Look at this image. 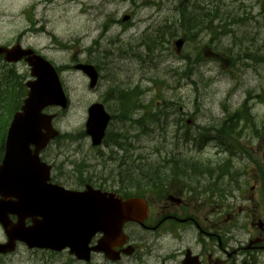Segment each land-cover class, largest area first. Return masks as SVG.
<instances>
[{"label":"rangeland","instance_id":"1","mask_svg":"<svg viewBox=\"0 0 264 264\" xmlns=\"http://www.w3.org/2000/svg\"><path fill=\"white\" fill-rule=\"evenodd\" d=\"M263 1L0 0V46L19 42L56 68H66L59 76L69 107L64 111L45 109V113L57 115L53 126L60 136L40 154L41 160L53 166L55 183L71 190L89 184L109 191L117 186L119 176L128 182L133 172L138 175L144 166L153 165L159 173L150 178L152 183L167 168L184 169L179 164L181 158L192 159L186 170L192 175L191 170H201L202 161L212 158L214 149L215 154L218 150L213 149L209 142H214L210 140L199 153L201 148H189L192 142L186 138H204L206 133L199 134L202 128L221 124L231 131V144L237 142V148L249 140H264ZM182 2L189 7L199 4L203 13L212 14L207 22L210 30L201 27L194 38L191 35L193 40L184 36L178 29L182 26ZM124 15L130 19L123 23ZM171 28L175 29V37L154 54L137 47L144 33ZM179 38L185 44L176 54L173 41ZM77 63L95 66L100 75L95 89H89L88 80L72 70ZM13 77L24 85L30 79L27 65H6L0 60V95L4 98L12 89V82L6 80ZM113 89L133 97L134 103L125 107V115ZM95 103H102L112 116L107 140L98 149L91 147L84 134L87 108ZM242 105L248 109L250 124L244 125L241 120L236 130L232 129L225 121ZM5 108L0 101V130L7 125L3 119ZM141 118L143 130L136 123ZM247 126L254 130L242 132L241 128ZM179 127V133L174 134ZM66 134L73 137L63 138ZM117 136L120 144L114 146ZM170 136L179 144L175 148L179 146L176 151L180 158L175 156L167 166L159 152H167L175 144L168 141ZM234 146L232 151L236 153ZM1 156L2 153L0 160ZM227 162H231L233 172H239L244 164L236 157ZM138 192L131 188V193ZM5 240L0 226V243ZM0 264L80 263L69 259L66 252L28 250L19 244L14 253L1 257ZM90 264L102 261L95 257ZM118 264L129 263L122 260Z\"/></svg>","mask_w":264,"mask_h":264},{"label":"water","instance_id":"2","mask_svg":"<svg viewBox=\"0 0 264 264\" xmlns=\"http://www.w3.org/2000/svg\"><path fill=\"white\" fill-rule=\"evenodd\" d=\"M124 16L122 22L129 20ZM184 44L174 42L176 53ZM6 63L24 60L33 80L20 110L13 114L7 131L4 155L0 162V226L6 242L0 243V257L13 253L17 243L28 249L62 252L77 260L89 262L92 252H103L120 239H126L122 227L126 222L141 224L147 215L141 199L122 201L111 193L86 186L83 191H69L50 181V166L41 162L39 153L58 136L53 128L54 115H46L47 107L66 110L68 99L55 68L30 49L19 44L11 48L0 46V56ZM94 87L98 74L92 65L77 64ZM85 134L91 146L101 144L110 116L98 104L88 108ZM16 218L15 221L10 219ZM29 220L30 224H26ZM103 236L90 247L93 238ZM117 260V258H112Z\"/></svg>","mask_w":264,"mask_h":264},{"label":"flooded vegetation","instance_id":"3","mask_svg":"<svg viewBox=\"0 0 264 264\" xmlns=\"http://www.w3.org/2000/svg\"><path fill=\"white\" fill-rule=\"evenodd\" d=\"M219 128H202L199 134ZM249 129L254 130L247 126L241 131ZM261 140H249L241 148L235 147L234 142L233 146L240 150L238 156L244 160L239 172L227 167L228 150L220 141H213L218 153L209 158L207 169L198 173L191 170L193 174L188 175L190 160L181 158L183 171L167 168L158 179L156 191L133 194L131 183L122 176L116 178V187L102 190L122 201L143 199L147 217L142 224H124L127 239L115 242L108 249V257L96 252L91 260L96 257L102 264H118L122 260L129 264H264V140ZM203 149L204 146L199 153ZM235 155L231 152V156ZM52 182L55 183L53 178ZM101 236H96L91 247ZM69 259L82 264L72 256Z\"/></svg>","mask_w":264,"mask_h":264},{"label":"trees","instance_id":"4","mask_svg":"<svg viewBox=\"0 0 264 264\" xmlns=\"http://www.w3.org/2000/svg\"><path fill=\"white\" fill-rule=\"evenodd\" d=\"M183 3L184 2H182L179 5L181 16H182L180 19L182 26L179 25L178 27V29L182 31L183 35L188 38H190L192 35L194 38L196 33L200 30L201 27H204L205 29L210 30V26L207 24V22L209 21V17L212 14L200 12L199 4L194 3L191 7H189L188 5L183 4ZM263 7H264V2L262 3V8ZM262 11L264 15V8L262 9ZM174 30H175L174 28H171V29H167V30L160 32V30L158 29L155 32L151 31L149 33H144L140 37L139 44L137 45V47L144 48L145 51L149 54H154L156 51H159L162 48H164L165 42H168L170 39L175 37ZM193 38H190V39L193 40ZM130 50L133 51L132 47H130ZM187 60L189 62L188 57H187ZM13 79L14 80H10V79L6 80L7 82L11 81L12 86L14 87L13 95L10 96V98L8 99L6 103V114L8 115L17 109V106L20 103V99L24 95L23 83L18 81L17 77H13ZM117 93H119L118 95H120V93H123V92L120 91ZM117 101L120 102L121 112L123 114H126L127 111H124V108H125V104L127 101L125 100V103L123 102V100L117 99ZM241 120L244 121V125L250 124L249 112L245 105H242L238 110H236L233 114H231L228 117L227 121H225V123L228 124L230 128H237L238 122ZM143 121H144V118H141L140 120L136 121V123H138L139 127H144ZM6 128H7V125L1 130L2 143L4 141V137L6 134ZM63 138L70 139L72 138V136L67 134V135H64ZM119 140H120L119 136L114 138L112 145L114 146L119 145L120 144ZM152 166L153 165H146L139 171L138 175H135V172H133L132 175L128 178L129 180L128 182L131 183V185L133 186L135 190H140V192H146L147 190L157 189L158 181L156 180L150 183L149 180L150 178L154 177L155 175L159 173V168L157 166L155 168ZM140 176L142 177L138 178ZM144 180H146L147 182Z\"/></svg>","mask_w":264,"mask_h":264},{"label":"bare ground","instance_id":"5","mask_svg":"<svg viewBox=\"0 0 264 264\" xmlns=\"http://www.w3.org/2000/svg\"><path fill=\"white\" fill-rule=\"evenodd\" d=\"M264 8V7H263ZM262 8V9H263ZM260 10H261V8H260ZM200 12H202V8L200 7ZM147 31V30H146ZM33 51V50H32ZM34 52V51H33ZM34 54L35 55H37L35 52H34ZM94 70L96 71V73L97 74H99L98 73V71L94 68ZM97 84H98V82H96V84L94 85L95 87L93 88V87H90V81H89V89H95L96 88V86H97ZM4 97H3V95H0V101H4V99H3ZM96 104H98V105H100L102 108H103V110L106 112V109H105V107L103 106V104L102 103H96ZM52 115H54L55 116V119H56V117H57V115L55 114V113H53ZM88 119V111H87V118H86V120ZM220 127V128H219ZM218 128L219 129H211L206 135V137H204V138H199V139H193L192 140V138L190 139L189 138V136L186 138V140L188 141L189 140V142H192V144H191V147H189V148H192V149H194L195 147H197V148H201L202 146H207L208 145V141H210V140H212V141H217V142H219V143H221V144H223V146H225V148L228 150V152H229V155H228V161H229V158H234L235 156H231V152L232 153H234L233 151H232V149H233V146H232V144H231V138H232V136H231V131H229V130H225L224 128H223V126H222V124H221V126H218ZM232 129H234V128H232ZM184 134V133H183ZM238 135H239V132L237 133ZM185 135V134H184ZM106 137H107V135H106ZM229 138V139H228ZM168 141L169 142H173V143H175V144H172V147L166 152V151H164V150H161L160 152H159V154L162 156L161 157V159L164 161V160H166L167 161V166H168V162H170V160L171 159H173V158H175V156L176 157H179L180 158V153L179 152H177L176 150L177 149H179V146H178V148H175V145L176 144H178V142H177V140L175 139V137H172V136H170V137H168ZM209 144L213 147V149L214 148H216V146L214 145V144H211V142H209ZM179 145V144H178ZM217 149V148H216ZM189 152H191L192 150H188ZM238 152H240V150H238ZM238 152H236V154H237V156H236V158L239 160V161H242V159L238 156ZM216 153V151H215V149H214V151H213V154H215ZM226 157V156H225ZM224 157V158H225ZM189 159V158H188ZM192 160V159H191ZM190 160V161H191ZM208 160H209V158H206V160H203L202 162H204V166H201V169H203V167H205L206 166V164L208 165ZM207 162V163H206ZM230 163L231 162H227V167H229L230 168ZM167 166H162V168H166ZM208 167V166H207ZM161 168V170H163ZM196 168H198V165L196 166ZM199 169V168H198ZM205 169V168H204ZM193 172H191V174H192ZM198 173V172H197ZM0 259H1V257H0Z\"/></svg>","mask_w":264,"mask_h":264}]
</instances>
